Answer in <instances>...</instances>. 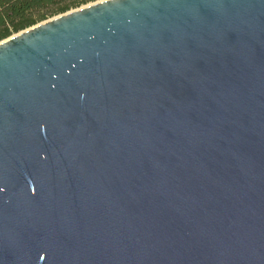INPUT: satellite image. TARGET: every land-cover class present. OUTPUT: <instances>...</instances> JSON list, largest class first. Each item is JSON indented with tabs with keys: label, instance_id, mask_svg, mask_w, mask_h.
<instances>
[{
	"label": "water",
	"instance_id": "1",
	"mask_svg": "<svg viewBox=\"0 0 264 264\" xmlns=\"http://www.w3.org/2000/svg\"><path fill=\"white\" fill-rule=\"evenodd\" d=\"M0 264H264V0H98L0 40Z\"/></svg>",
	"mask_w": 264,
	"mask_h": 264
},
{
	"label": "trees",
	"instance_id": "2",
	"mask_svg": "<svg viewBox=\"0 0 264 264\" xmlns=\"http://www.w3.org/2000/svg\"><path fill=\"white\" fill-rule=\"evenodd\" d=\"M89 0H0V40Z\"/></svg>",
	"mask_w": 264,
	"mask_h": 264
},
{
	"label": "rangeland",
	"instance_id": "3",
	"mask_svg": "<svg viewBox=\"0 0 264 264\" xmlns=\"http://www.w3.org/2000/svg\"><path fill=\"white\" fill-rule=\"evenodd\" d=\"M95 1H98V0H89V1H87L86 3H83V4H81V5L77 6V7H72V8H70L69 10H72V9L78 8V7H80V6H84V5H86V4L93 3V2H95ZM58 14H60V13L50 15V16H48L46 19H49V18H51V17H53V16H56V15H58ZM46 19H44V20H46ZM41 21H43V20H41ZM41 21H38V22H41ZM38 22H37V23H38ZM35 24H36V23H35ZM15 33H17V32H13L12 34H15ZM12 34H11V35H12Z\"/></svg>",
	"mask_w": 264,
	"mask_h": 264
}]
</instances>
